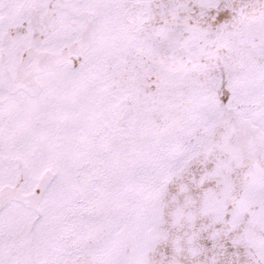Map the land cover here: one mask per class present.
<instances>
[{"label": "snow or ice", "instance_id": "snow-or-ice-1", "mask_svg": "<svg viewBox=\"0 0 264 264\" xmlns=\"http://www.w3.org/2000/svg\"><path fill=\"white\" fill-rule=\"evenodd\" d=\"M0 264H264V0H0Z\"/></svg>", "mask_w": 264, "mask_h": 264}]
</instances>
